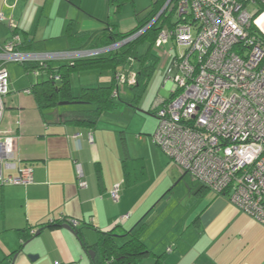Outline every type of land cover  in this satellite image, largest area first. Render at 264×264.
I'll list each match as a JSON object with an SVG mask.
<instances>
[{
  "label": "crops",
  "instance_id": "1",
  "mask_svg": "<svg viewBox=\"0 0 264 264\" xmlns=\"http://www.w3.org/2000/svg\"><path fill=\"white\" fill-rule=\"evenodd\" d=\"M114 17L109 0H0V44L17 35L24 52L41 48L51 52L90 50L99 44L106 23L116 25L121 33L136 27L123 30L119 16ZM70 26L72 37L68 35ZM85 35L91 37L75 47L76 37L84 40ZM66 62L58 59L50 65L56 72ZM17 69L26 81L25 91L48 78L47 72L35 76L22 64ZM77 74L71 77L73 95L84 88L74 87ZM104 81L107 83L99 86L111 85L113 73L108 78L88 79L85 87ZM165 88V98H169L171 82ZM132 94L126 101L128 106ZM144 94L132 108L139 106ZM8 95L11 104L7 103L0 131L17 137L16 155L23 167L32 169V182L0 185V264H81L84 249L77 236L63 228L65 218L80 221L86 241L94 244L98 237L95 229L108 231L120 225L122 233L144 217L148 225L141 239L150 251L146 258L155 264H264V226L238 210L227 196L215 195L193 178H186L189 174L167 156L160 158L151 173L146 155H132L126 137L129 123L118 118L119 107L103 115L94 129H88L64 118L79 110H60L61 106L40 109L32 90ZM155 99L149 109L154 116ZM100 122L120 125L122 142L118 140L117 152H111L106 139L111 129L99 126ZM147 129V135H152ZM144 146L160 156L154 142L145 139ZM138 159L146 176L128 186L123 161ZM77 164L85 174L87 187L83 189L79 187ZM3 175L15 177L19 172L6 170ZM117 185L119 198L114 200L112 192ZM125 216L128 218L122 220ZM54 220L63 224L55 228L42 225ZM40 228L39 236L22 240V232Z\"/></svg>",
  "mask_w": 264,
  "mask_h": 264
},
{
  "label": "built area",
  "instance_id": "2",
  "mask_svg": "<svg viewBox=\"0 0 264 264\" xmlns=\"http://www.w3.org/2000/svg\"><path fill=\"white\" fill-rule=\"evenodd\" d=\"M165 10L175 13L177 21L161 31L156 47L172 43V88L169 98L154 101L160 124L153 142L209 192L227 196L264 226V0H168ZM137 37L68 52H24L17 35L0 44V125L10 92L8 62L43 66L54 59L93 57ZM134 84L135 70L118 72L113 96L120 97L121 85ZM16 146L17 137L0 131V185L32 182V169L21 165ZM6 170L19 175L5 178ZM77 173L79 187L86 188L80 164ZM112 197L118 200L119 185ZM66 223L76 227L79 221Z\"/></svg>",
  "mask_w": 264,
  "mask_h": 264
},
{
  "label": "trees",
  "instance_id": "3",
  "mask_svg": "<svg viewBox=\"0 0 264 264\" xmlns=\"http://www.w3.org/2000/svg\"><path fill=\"white\" fill-rule=\"evenodd\" d=\"M128 1L134 3V0H109V7L115 17L120 16ZM167 2L168 0H156L152 5L151 13L144 19L139 18L136 14V27L128 32L121 33L116 30V25L110 22L106 23V29L103 31L102 36H100L101 43H97L90 50L107 48L115 43L131 38L145 29L158 16ZM172 15L173 12H163L155 24L146 29L137 38L126 42L116 50L101 53L93 57H81L69 60L60 65L56 72L50 63H45L43 66L35 62L22 64L27 71L39 70L40 74L42 72L48 73L47 79L34 84L31 89L39 108L42 110L55 108L62 101H76L78 104L87 105L89 108L69 112L64 118L66 121L76 125L94 129L96 123L103 115L114 112L123 103L120 97L115 98L113 96L115 75L118 72L129 73L132 70L136 72V84L130 87V90L134 91L131 106L136 107L157 66L158 58L154 55L152 48L156 47V40L165 28V25H169V27L172 25L170 20ZM70 28L71 26L68 29V35L72 37V30ZM90 37L91 35H85L84 40L76 37L75 47L84 45ZM145 40L150 42V48L147 52L141 53L139 45ZM19 49L22 50L24 48L20 46ZM90 70L113 73L112 84L109 86L84 87L78 95H73L71 89V77L73 74ZM142 164L143 162L140 159L123 161L126 185H134L145 178V170ZM202 188L205 187L202 186ZM63 221L70 223V220L66 218ZM147 223V217H144L133 228L129 230L124 229L122 233H119L120 225H116L108 231L94 228L98 231L97 241L94 244H89L86 241L84 230L79 227L80 221L73 228L77 231V238L81 242L86 254L90 250L95 252L94 258L88 255L90 264H137L139 260L146 258L150 254L146 244L141 239V235L148 225ZM62 224V221L54 220L42 225L48 228H55ZM33 236L34 234L30 230L21 233L24 242ZM119 238H121V242L118 241Z\"/></svg>",
  "mask_w": 264,
  "mask_h": 264
},
{
  "label": "rangeland",
  "instance_id": "4",
  "mask_svg": "<svg viewBox=\"0 0 264 264\" xmlns=\"http://www.w3.org/2000/svg\"><path fill=\"white\" fill-rule=\"evenodd\" d=\"M155 1L156 0H134V3L132 1H128L126 3L125 7L123 8L120 16H119V21L122 24L123 30L131 29L137 24V18L135 16L136 14L141 19L146 18L151 13L152 5ZM135 11H136V13H135ZM165 11H167L169 13L168 10H165ZM159 19H160V17L155 21V23ZM170 20H171V22L176 23L177 15L174 13ZM148 26L132 37L139 36L140 34H142L146 29L149 28ZM168 26L169 25H165V28H168ZM171 46H172V43L170 42L167 46L165 45V46L160 47V48L159 47L152 48L154 55L157 56V58H158V62H157V66L155 68V72L153 73V76L151 77L149 84L144 91L145 94H144L142 100L140 101V103L138 104L139 106L136 109H134L131 106H128L126 104V101L131 100V98L133 97L132 92H134V91L130 90L131 86L121 85L120 86V98H121V100L124 101V104H121L120 105L121 108L119 107L116 110V114L119 116L118 118L120 120L121 119L125 120L127 123H129V127L126 128V135H127L126 137L128 139V142L131 145L132 155H134V156L146 155L144 157L147 158L148 169L150 170L151 173H153L157 169V166L159 165V162H160V158H164V157L167 158L166 155L158 147H156V148L158 149L160 156H154V154L146 146H144V140L147 139L149 142L150 141L153 142L152 136L156 133L158 126L160 124V120L157 117H155L150 112L149 109H150L151 102L157 97L158 94H161V96L165 97V95H164V92H166L165 91V89H166L165 85L168 83V79L171 76V70L173 68V66H172L173 65V61H172L173 55L169 54V49ZM149 48H150V42L147 40H145L144 42H142L139 45V51L141 53L147 52ZM51 51L52 50H46L43 48L38 50V52H40V53L51 52ZM57 60L58 59H54L51 61V63L57 64ZM62 61L66 62L68 60L62 59ZM17 68H18L17 63H14V62H8L7 63V69H8L9 74H10V80H9L10 92H26L25 87H24L26 84V81L22 77L19 69H17ZM100 76H101V78H104V77L108 78L111 76V73L108 71H99V70H90V71L81 72V73H79L73 77V85H74V87H78V89L80 90L82 87H85L86 85H88L87 84L88 79L95 81V80H97V78H100ZM106 83L107 82H105V81L101 82V83H99V82L95 83L94 82V84H91V85H93L92 87H98L100 84L103 85ZM15 86H18V88L16 89ZM159 92H161V93H159ZM5 102H6V108H7V103L11 104V96L10 95H7L5 97ZM87 108H89V106L83 105V104H70V105H66V106H61L60 110H70V109L83 110V109H87ZM99 126H104L108 130L111 129V132L107 131L106 139L111 146L110 147L111 152H113V153L117 152V150L119 148L117 146V144L119 142L118 140L121 141V136H122L120 125H118V124L114 125L112 123L105 124V123L100 122ZM146 127L148 129H151V131H153L152 135H150V136L147 135L146 131H144V129H146ZM186 178H189L190 180L192 179L191 175H186ZM158 180H160V177L157 175V181ZM182 184L184 185V183H182ZM197 184H198V182H197ZM177 187L179 190V186H177ZM119 242H121V240ZM151 262L153 263L154 261H151L149 258H144L142 260H139L137 264H152ZM81 264H90L89 258H88L85 251H83ZM153 264H155V263H153Z\"/></svg>",
  "mask_w": 264,
  "mask_h": 264
},
{
  "label": "water",
  "instance_id": "5",
  "mask_svg": "<svg viewBox=\"0 0 264 264\" xmlns=\"http://www.w3.org/2000/svg\"><path fill=\"white\" fill-rule=\"evenodd\" d=\"M170 1V0H169ZM164 12V8L162 9V11L158 14V16L156 17L155 20H153L151 22V24L148 26L150 27L152 24L155 23V21L161 16V14ZM70 104H78V102L74 101V102H70V101H62L58 104V106H66V105H70ZM63 228L69 230L70 232H72V234H74L75 236H77V231L68 223H66L65 225H63ZM42 229L43 228H40L34 235V237H37L41 234L42 232ZM90 256L91 258H94L95 257V252L93 250H90L88 253H87V256ZM33 258V256H31V259Z\"/></svg>",
  "mask_w": 264,
  "mask_h": 264
}]
</instances>
